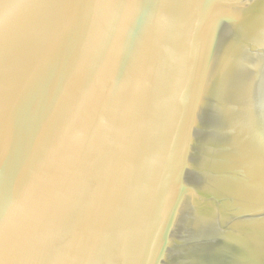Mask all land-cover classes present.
I'll return each instance as SVG.
<instances>
[{
	"label": "water",
	"instance_id": "95a60500",
	"mask_svg": "<svg viewBox=\"0 0 264 264\" xmlns=\"http://www.w3.org/2000/svg\"><path fill=\"white\" fill-rule=\"evenodd\" d=\"M0 264H264V0H0Z\"/></svg>",
	"mask_w": 264,
	"mask_h": 264
}]
</instances>
